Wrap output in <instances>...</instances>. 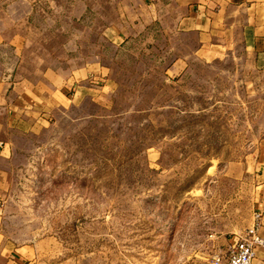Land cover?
Instances as JSON below:
<instances>
[{
  "label": "rangeland",
  "instance_id": "1",
  "mask_svg": "<svg viewBox=\"0 0 264 264\" xmlns=\"http://www.w3.org/2000/svg\"><path fill=\"white\" fill-rule=\"evenodd\" d=\"M109 23L90 15L33 36L37 53L66 62L39 68L100 64L88 66L85 97L21 139L1 186L5 254L21 264H209L261 213L264 69L193 39H126ZM176 56L189 62L173 69Z\"/></svg>",
  "mask_w": 264,
  "mask_h": 264
},
{
  "label": "crops",
  "instance_id": "2",
  "mask_svg": "<svg viewBox=\"0 0 264 264\" xmlns=\"http://www.w3.org/2000/svg\"><path fill=\"white\" fill-rule=\"evenodd\" d=\"M90 15L109 18L108 30L116 36L155 31L176 45L193 39L196 50L219 51L225 57L243 53L264 69V0H0V204L3 178L21 139L36 136L68 102L85 97L88 66L100 64L93 57L80 61L77 72L39 68L66 62L46 47L37 53L33 36L67 33L68 22ZM188 62L176 56L173 69ZM261 204L258 232L264 239V198ZM4 246L0 229V264H21L5 254ZM254 264H264V248H257Z\"/></svg>",
  "mask_w": 264,
  "mask_h": 264
},
{
  "label": "built area",
  "instance_id": "3",
  "mask_svg": "<svg viewBox=\"0 0 264 264\" xmlns=\"http://www.w3.org/2000/svg\"><path fill=\"white\" fill-rule=\"evenodd\" d=\"M260 214L253 226L247 229L225 254L215 255L209 264H254L257 248H264V239L259 235Z\"/></svg>",
  "mask_w": 264,
  "mask_h": 264
}]
</instances>
